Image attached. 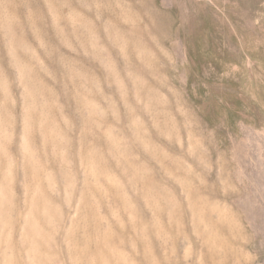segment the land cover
Masks as SVG:
<instances>
[{"label":"clouds","instance_id":"9594fccd","mask_svg":"<svg viewBox=\"0 0 264 264\" xmlns=\"http://www.w3.org/2000/svg\"><path fill=\"white\" fill-rule=\"evenodd\" d=\"M47 2L0 0V264H151L161 220L190 227L186 264H226L225 193L161 38L131 0Z\"/></svg>","mask_w":264,"mask_h":264},{"label":"rangeland","instance_id":"374dc122","mask_svg":"<svg viewBox=\"0 0 264 264\" xmlns=\"http://www.w3.org/2000/svg\"><path fill=\"white\" fill-rule=\"evenodd\" d=\"M55 5L41 8L54 16ZM128 15L148 24L171 53L174 82L211 151L209 183L225 193L226 264H264V0H131ZM0 62L7 63L2 44ZM176 229L156 224L142 258L186 264L195 237L187 227L182 244L171 235ZM204 252L197 259L209 262Z\"/></svg>","mask_w":264,"mask_h":264}]
</instances>
